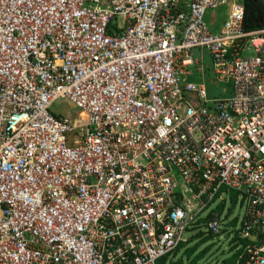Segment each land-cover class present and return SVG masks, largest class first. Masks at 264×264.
Segmentation results:
<instances>
[{
  "label": "built area",
  "instance_id": "2783aa9c",
  "mask_svg": "<svg viewBox=\"0 0 264 264\" xmlns=\"http://www.w3.org/2000/svg\"><path fill=\"white\" fill-rule=\"evenodd\" d=\"M243 17L239 0H0V264H163L230 223L209 208L223 192L243 212L221 264H264V28ZM203 50L228 97L188 80Z\"/></svg>",
  "mask_w": 264,
  "mask_h": 264
},
{
  "label": "rangeland",
  "instance_id": "374dc122",
  "mask_svg": "<svg viewBox=\"0 0 264 264\" xmlns=\"http://www.w3.org/2000/svg\"><path fill=\"white\" fill-rule=\"evenodd\" d=\"M225 11L226 7L206 11L204 20L210 30L215 31L219 28L216 25L220 24L222 17L224 18ZM199 52L200 50L193 51V58H198ZM202 65L204 72L203 83L207 99L228 97L230 95L229 86L216 82L212 77L211 60L206 50L202 52ZM190 69L193 72L192 81H197L201 77L200 73H198L196 68L191 67ZM50 111L54 114L65 116L76 112L77 109H72L66 102L58 100L51 106ZM217 205H219L217 211L221 219L230 221V223L221 225L219 233L216 235L209 234L205 227H201L202 233L190 239L188 243L182 244L177 251H174L171 257L166 259V262H162L163 264H189L191 261H195L196 264H221L228 259L233 250V237L240 226L243 205L240 197L233 192H223L220 195V199H216L209 208Z\"/></svg>",
  "mask_w": 264,
  "mask_h": 264
},
{
  "label": "trees",
  "instance_id": "16d2710c",
  "mask_svg": "<svg viewBox=\"0 0 264 264\" xmlns=\"http://www.w3.org/2000/svg\"><path fill=\"white\" fill-rule=\"evenodd\" d=\"M244 7L243 27L247 31L264 28V0H239ZM189 264H196L195 261Z\"/></svg>",
  "mask_w": 264,
  "mask_h": 264
},
{
  "label": "crops",
  "instance_id": "0c3cea01",
  "mask_svg": "<svg viewBox=\"0 0 264 264\" xmlns=\"http://www.w3.org/2000/svg\"><path fill=\"white\" fill-rule=\"evenodd\" d=\"M224 18H225V13H224ZM223 17H222V19H221V22L223 21V19H224ZM221 22H220V24H221ZM220 24L219 25H216V26H220ZM218 28V27H217ZM218 30V29H217ZM216 31V30H215ZM193 76V75H192ZM191 76V77H192ZM191 77H188V80H190V81H192V79H191ZM192 82H204V78H202V77H199L198 79H197V81H192ZM204 84V83H203Z\"/></svg>",
  "mask_w": 264,
  "mask_h": 264
}]
</instances>
